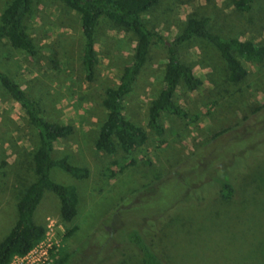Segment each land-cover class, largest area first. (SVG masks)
I'll return each instance as SVG.
<instances>
[{
  "label": "rangeland",
  "instance_id": "rangeland-1",
  "mask_svg": "<svg viewBox=\"0 0 264 264\" xmlns=\"http://www.w3.org/2000/svg\"><path fill=\"white\" fill-rule=\"evenodd\" d=\"M10 1L0 0V14ZM142 18L157 38L122 103L123 117L147 134L146 144L130 154L120 148L106 154L95 149V141L106 118L104 93L121 83L134 56L131 32L106 19L98 23L92 81L81 65L80 17L61 0H34L26 33L35 56L0 43V70L38 103L45 120L72 127L54 143L53 159L67 157L88 171L85 179H75L51 170L53 182L75 188L77 215L70 223L61 221L58 198L45 191L33 217L45 236L10 264H33L44 252V264L72 252L78 260L93 255L97 264L106 255L113 260L108 264H142L126 244L134 231L152 239L170 264H264V59H240L247 75L234 84L210 43L194 39L183 45L179 59L202 85L190 92L178 84L174 102L186 118L163 113L161 135L148 126L167 46L186 21L208 18L212 33L264 47V0H253L248 13L236 11L232 0H160ZM37 147L24 111L0 87V242L16 221L19 199L35 181ZM222 181L235 188L234 198L219 197Z\"/></svg>",
  "mask_w": 264,
  "mask_h": 264
},
{
  "label": "trees",
  "instance_id": "trees-1",
  "mask_svg": "<svg viewBox=\"0 0 264 264\" xmlns=\"http://www.w3.org/2000/svg\"><path fill=\"white\" fill-rule=\"evenodd\" d=\"M71 11L80 17L81 32L84 38L82 69L87 81L94 78L96 62L95 32L98 23L108 20L124 27L136 37L134 56L124 69L121 83L108 88L104 93L102 105L106 118L101 124L95 141V149L113 154L117 148L130 154L147 142L146 132L127 121L122 114V103L131 93L134 84L147 60L156 34L145 24L142 15L155 8L160 0H61ZM234 9L248 13L253 0H232ZM34 15V0H11L0 14V43L7 41L14 49L35 56L37 49L26 33V22ZM194 39L210 43L225 62L229 81L240 84L246 78V70L240 59L247 63H260L264 59V47L251 41L216 35L209 30V19L189 18L181 33L167 46L168 59L162 76L160 92L151 102L148 110V126L156 135H161L160 117L163 113L186 118L187 112L174 102L178 84L182 82L186 90L196 91L202 82L192 67L179 59L178 48ZM0 87L20 105L29 124L35 129L38 147L35 150L33 172L35 181L31 183L16 205L17 217L7 236L0 242V264H9L14 257H24L40 243L45 236V228L34 222V212L45 191L52 192L59 200L61 221L70 223L77 215L78 195L74 187L55 183L50 178L53 168H58L75 179H85L88 171L72 165L67 157L54 160L53 146L56 141L72 133L69 125H59L45 120L38 103L21 88L7 73L0 70ZM219 197L230 200L235 197V188L222 181L218 189ZM76 228L69 230L70 237ZM142 264H170L155 248L152 239L134 231L127 242ZM76 252L59 256L52 264H97L94 256L75 257ZM124 255V254H122ZM111 256V255H110ZM94 261V262H93ZM113 260L106 255L103 264Z\"/></svg>",
  "mask_w": 264,
  "mask_h": 264
},
{
  "label": "built area",
  "instance_id": "built-area-1",
  "mask_svg": "<svg viewBox=\"0 0 264 264\" xmlns=\"http://www.w3.org/2000/svg\"><path fill=\"white\" fill-rule=\"evenodd\" d=\"M31 252V251H30ZM29 252V253H30ZM28 253V254H29ZM25 257V256H24ZM47 253L46 252H44L42 255H41V257H40V259H36L34 262H33V264H44V262L47 260ZM15 258V257H14ZM17 258V257H16ZM18 258H22V257H18ZM10 264V263H9Z\"/></svg>",
  "mask_w": 264,
  "mask_h": 264
}]
</instances>
